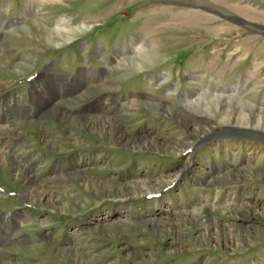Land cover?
Returning <instances> with one entry per match:
<instances>
[{
	"label": "rangeland",
	"instance_id": "374dc122",
	"mask_svg": "<svg viewBox=\"0 0 264 264\" xmlns=\"http://www.w3.org/2000/svg\"><path fill=\"white\" fill-rule=\"evenodd\" d=\"M80 74L95 81L87 88L109 78L117 89L67 104L68 113L103 96L127 135L192 148L132 150L59 120L26 128L27 117L8 114L4 124L25 142L13 155L33 166L39 193L66 206L28 201L21 172L0 162V214L29 211L15 227L27 242L7 261L73 264L58 251L71 247L79 264H264V124L238 122L247 107L264 111V0H0V107L32 109L47 76L72 85ZM210 93L227 100L221 116L184 103ZM167 111L212 129L195 135ZM17 138L0 136V147ZM70 170L81 179L64 178Z\"/></svg>",
	"mask_w": 264,
	"mask_h": 264
},
{
	"label": "bare ground",
	"instance_id": "6f19581e",
	"mask_svg": "<svg viewBox=\"0 0 264 264\" xmlns=\"http://www.w3.org/2000/svg\"><path fill=\"white\" fill-rule=\"evenodd\" d=\"M61 24L62 23H59V25ZM61 29H63L62 31H65L66 34L68 33L67 35H69V32L76 33L79 30L80 31L82 30L81 27H77L74 29L62 27ZM134 46L136 47V43L134 44ZM136 51L139 53V55H141V57L142 56L146 57V55L142 53L143 51L142 46L136 47ZM103 75L105 76L106 74H103ZM42 82H41L42 83L41 89L38 91L36 90V92L31 97L32 103H33L32 109H28V108L22 109V108H17V107L13 108L11 105L9 106L6 102H3L1 104L2 106L0 107V123H1L0 124V136L12 134V135H16L17 137H19L17 138L16 141H13V143H11L12 145L9 150L0 147V162L7 160L9 163L8 169L12 171L18 170L19 172H21V178L24 180V189H25L24 194H25L26 199L30 202L31 201L36 202V203L46 202L50 206L58 205L63 210L65 209V206H66L65 203H62V200L55 198L53 195H49L50 197L49 199H47L48 196L45 195V191L39 193V189L41 186L36 179V175L34 174V171L30 169L33 166L30 165L31 166L30 167L28 165L29 166L28 168H26L25 165L22 166V164L19 162L17 158V155L16 154L13 155L12 150L13 149L22 150L24 148L25 142H23L24 140L22 141L20 139L21 133H18L12 127L4 124L6 119L9 118L8 114H14L15 117L17 116V118L19 119L27 117L28 118L27 121L20 122V125L26 128H33L34 126V128L38 127L39 129H41L45 126V124L48 121H51L52 119L59 120L63 124V126L65 125L70 128H75L83 132H91V133L99 134L103 139L115 141L121 146H124L132 150L146 149L147 151L156 150L158 152L165 151L167 153H173L174 150H179L180 152H183L189 148H192L193 143L191 144L181 143L180 144L178 141H172L171 139H167L166 137L159 136L157 134L155 135L146 134L144 137L127 135L124 125L121 121L122 118L119 121L118 112H117L118 107L116 106V103L114 101H105L103 96L102 97L100 96L98 99H96L93 104L88 105L87 107L89 108H87V110L83 112V115H78V114L72 115L68 113V111L65 109L67 104L69 105L71 103H81V102L88 101L91 98L96 97L97 94L100 93L102 90L104 91V90L117 89L118 84L113 82L112 79L106 78V80L101 86L99 87L96 86V89H90L89 85H88L89 87L87 88V84L93 83L95 81L94 80L87 81V75L85 76L81 74L79 75L77 81H75L74 83L72 82L73 83L72 85H67V82L66 83L62 82L61 78L49 77V76H47V78ZM4 85H5L4 83L0 82V87ZM85 88L87 89L85 90L84 94L79 93L80 94L79 96L75 95L74 91H76L77 89L84 90ZM50 91H51L50 95L51 94H54L55 96L57 95L56 99H50L49 96H47V93ZM202 99H203L202 102L193 103V102H190L189 100H186L184 103L188 107H191L192 109L202 110L205 112L207 111L210 115H213V116L214 115L221 116L222 114L221 108L223 107V105L225 106V104L227 103L226 98L210 93V94H207L206 97L204 96ZM148 103L150 102L148 101ZM243 110L241 111L243 112ZM107 111L110 112V115H111L110 117L105 116V112ZM244 111L246 112L247 117L244 118V115H243L242 121L238 120L239 124L241 123V125L244 124V125L250 126V125H253L256 119H260V122L264 124V111H261V110L255 111L253 107H249V108L247 107V109H245ZM167 112L171 114V112L169 111ZM172 116L175 117L177 121L185 123V125L195 135H201L203 132L212 129L208 126L202 127V126L197 125L196 123L200 121V118L192 114H187V113L180 114L179 113L175 115L171 114V117ZM31 118H36L35 122L32 123L30 121ZM223 121L232 122V120H226V119L225 120L223 119ZM8 141L9 140H7V143ZM89 161H92V160L90 157H87V162ZM177 173H179V170L175 174ZM172 175L174 174L172 173L168 174V178H172ZM16 176L17 178H19V174ZM261 176L264 177L263 175ZM63 177L69 178V179L80 180L82 177V174L80 173L79 170H74L71 172H66ZM215 178L211 177L210 181L207 180L205 187L214 185L220 182L219 180L223 181L222 179L224 177L219 176L217 177V179ZM162 181H163L162 179L161 180L158 179L157 181L149 180L145 182L151 183V185L148 187L150 188V187H155L156 185H160L159 183ZM45 199L47 200L45 201ZM156 202L159 203L161 202V200L159 201L156 200ZM28 213H29L28 210L25 211V210L17 209L14 211V213L8 212L7 214H3V215L0 214V264H12L10 261L8 262L7 260L8 259L10 260V257L12 256V254L16 252V249L14 246L26 244L27 242L26 237L23 236L21 232H19V229L17 231L15 227H16V223L18 222V220L23 221V220L29 219ZM13 236H14V240H12ZM58 251L59 253L69 257L73 264L80 263L79 254L77 253L75 249L71 247H62V248H59Z\"/></svg>",
	"mask_w": 264,
	"mask_h": 264
}]
</instances>
